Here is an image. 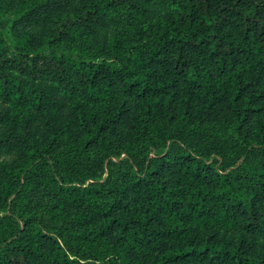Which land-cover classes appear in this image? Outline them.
Instances as JSON below:
<instances>
[{
  "label": "trees",
  "instance_id": "1",
  "mask_svg": "<svg viewBox=\"0 0 264 264\" xmlns=\"http://www.w3.org/2000/svg\"><path fill=\"white\" fill-rule=\"evenodd\" d=\"M0 264H264V0H0Z\"/></svg>",
  "mask_w": 264,
  "mask_h": 264
}]
</instances>
